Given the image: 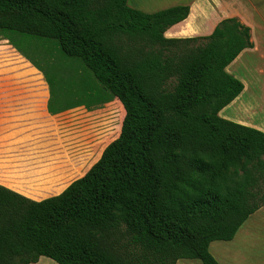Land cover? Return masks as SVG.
I'll return each instance as SVG.
<instances>
[{
    "label": "trees",
    "instance_id": "16d2710c",
    "mask_svg": "<svg viewBox=\"0 0 264 264\" xmlns=\"http://www.w3.org/2000/svg\"><path fill=\"white\" fill-rule=\"evenodd\" d=\"M189 14L0 0V35L24 54L57 44L124 111L119 136L62 194L36 202L0 185V264H219L211 244L264 207V133L220 116L244 90L227 68L253 48L251 29L233 18L167 38Z\"/></svg>",
    "mask_w": 264,
    "mask_h": 264
},
{
    "label": "crops",
    "instance_id": "0c3cea01",
    "mask_svg": "<svg viewBox=\"0 0 264 264\" xmlns=\"http://www.w3.org/2000/svg\"><path fill=\"white\" fill-rule=\"evenodd\" d=\"M128 4L148 14L188 6V18L171 27L167 38L207 37L225 19L234 18L249 27L253 48L244 50L227 68L244 84V90L220 116L264 133V97L257 95L262 70L256 75V59L263 51L264 38L261 41L258 37L263 25H256V0H128ZM0 37V45L8 39ZM62 90L48 85L40 71L0 69V185L32 201L58 196L85 176L121 131L124 111L119 102L118 136L103 141L95 115L86 113L69 89ZM262 210L264 207L252 217L262 218ZM225 244L212 243L210 252L213 246L221 252ZM195 261L180 260L177 264H197ZM36 264L54 263L42 257Z\"/></svg>",
    "mask_w": 264,
    "mask_h": 264
},
{
    "label": "rangeland",
    "instance_id": "374dc122",
    "mask_svg": "<svg viewBox=\"0 0 264 264\" xmlns=\"http://www.w3.org/2000/svg\"><path fill=\"white\" fill-rule=\"evenodd\" d=\"M256 3L259 4L256 25H263L262 29H258V37L260 36L262 41L264 38V0H256ZM6 40L8 42L5 41L0 45V69L40 71L48 85L63 90L69 89L80 101L79 106L83 107L86 113L95 115L94 119L99 121L101 128V140L118 136L121 113L119 110H112L111 99L113 97L97 87L94 76L81 61L78 63L68 61L57 44L44 43V40H39L33 50H25V54L20 51L17 53L16 46L9 39ZM262 50L261 55L256 59V75L260 70L263 72L258 74L257 95L259 97L261 95L264 97V47ZM45 75L50 79H47ZM97 116L100 118L98 119ZM261 214L260 219L251 216L234 240L226 242V248L221 252L214 249L216 245L214 244L212 255L216 254L221 264H264V210ZM45 259L58 264L49 258L45 257ZM195 263L202 264L197 260Z\"/></svg>",
    "mask_w": 264,
    "mask_h": 264
}]
</instances>
